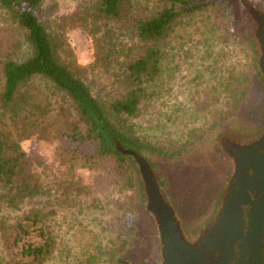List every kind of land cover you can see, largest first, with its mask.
I'll list each match as a JSON object with an SVG mask.
<instances>
[{
    "label": "trees",
    "instance_id": "1",
    "mask_svg": "<svg viewBox=\"0 0 264 264\" xmlns=\"http://www.w3.org/2000/svg\"><path fill=\"white\" fill-rule=\"evenodd\" d=\"M44 1L0 0V16L20 31L22 39L20 48H14V56L0 57V209L4 206L21 212L27 203L35 202L29 213L12 221L6 218V240L17 256L11 264L49 261L56 239L46 225L41 198L46 194L52 208L75 206L92 191L78 170L96 171L106 158L116 159L130 173L126 194L114 201L113 210L114 221L124 232L115 234L107 244L96 237L69 264H116L129 248L137 247L136 238L142 241L146 235L140 228L144 222L135 199L133 165L117 150L113 137L147 156L182 155L237 114L252 85L250 71L246 68L238 73L240 91L236 89L233 102L227 103L228 108L220 111L219 119L207 130L187 139L173 152L156 148L142 140L133 121L143 115L147 101L162 94L169 74L171 44L177 35L183 39L185 20L225 2L194 6L200 0H160L152 9L143 8L137 0H83L67 18L74 21V27L105 43L101 47L105 56L99 60L106 64L111 89L95 90L82 70L64 60L62 33L40 21L38 12ZM226 4L231 16L232 8ZM233 25L232 20L231 29ZM178 52L180 56L181 48ZM229 73L233 78L232 70ZM34 79L52 83L69 106L57 111L43 104L32 91L30 83ZM33 138L54 148L51 167L56 173L48 185L33 171L32 158L21 147L23 141ZM137 233L140 236L136 237Z\"/></svg>",
    "mask_w": 264,
    "mask_h": 264
},
{
    "label": "rangeland",
    "instance_id": "2",
    "mask_svg": "<svg viewBox=\"0 0 264 264\" xmlns=\"http://www.w3.org/2000/svg\"><path fill=\"white\" fill-rule=\"evenodd\" d=\"M82 1L45 0L39 9L38 16L49 29L62 33L64 60L82 70L86 75V80L95 90L99 87L111 89L112 80L105 73L106 64L99 60L105 56L101 55V47L105 46V43L98 42L95 37L74 27V21L67 18L74 14ZM137 1L143 8L154 9L160 4V0ZM221 1L225 3L213 9L204 10L192 19L185 20L182 25L184 31L181 34L183 39L177 35L171 44L173 50L170 55L172 57L167 64L169 74L165 76V87L161 89L162 94L158 97L155 95L152 100L147 101L143 106V115L133 121L138 134L145 143L173 152L175 149H180L181 144L187 139L195 138L200 131L207 130L219 119L220 111L226 110L227 103L233 102L232 95L236 94L238 73L245 71L246 68L250 71L252 85H249L248 90L250 91L242 99L235 116L229 118L202 140H198L182 155L172 158L149 155L160 161L166 170L168 168L179 177L183 175L187 160L191 161V167H196V162H200L199 159L207 162L208 154L206 153L209 151L210 140H214L213 137L217 132L225 125L233 123L244 113L245 108L250 104V97L255 87L246 45L236 35L234 6L231 0ZM226 3L232 8L231 16L228 15L230 13L226 8L228 7ZM232 20L234 25L231 29ZM99 39H103V33L99 35ZM238 40L243 44L239 45ZM21 41L20 31L10 22L5 23L0 16V57L14 56V48L19 49ZM2 43L3 47H1ZM180 48L182 52L180 56H177ZM243 48L245 51L242 50ZM231 70L236 80H233L234 77L232 78L229 73ZM229 83L233 86H230V90L227 91ZM30 85L40 101L45 105H51L53 110L58 111L60 107L69 106V102L65 101L63 95L54 89L52 83L44 79H34ZM239 91L237 89V93ZM21 147L32 158L33 171L40 176L44 185L50 184L51 178L56 173L51 167V159L54 155L53 146L33 138L23 141ZM100 165L96 171L78 170L77 174L92 186V191L88 196L79 200L75 206L52 208L46 194L41 198L40 207L44 209L46 225L56 239L54 253L46 264L75 262L83 246L96 241V237L107 244L109 239H115V234L124 232V229H119L114 221L116 215L113 210L116 207L114 201L126 194L127 178L130 173L114 158H106ZM180 196L185 202H190L192 198L188 194ZM135 199L139 208L138 182ZM198 201L201 200L194 197L192 204ZM33 204L35 202L27 203L21 212L1 207L0 264H11L17 258L6 240V218H11L12 221V218L29 213ZM103 207L107 208L102 210ZM143 222L140 228L141 232L146 235L145 239L141 241L136 238L134 243L137 247L131 248L133 250L129 248L126 255L154 246L153 238L149 229L146 228L144 219ZM138 236H140L139 233L136 234V237Z\"/></svg>",
    "mask_w": 264,
    "mask_h": 264
},
{
    "label": "water",
    "instance_id": "3",
    "mask_svg": "<svg viewBox=\"0 0 264 264\" xmlns=\"http://www.w3.org/2000/svg\"><path fill=\"white\" fill-rule=\"evenodd\" d=\"M241 3L246 8V0ZM113 139L133 165L139 209L154 241L116 264H264V124L252 135L223 133L213 140L220 181L213 189L199 183L190 202L181 200L160 161ZM201 195V206L192 204Z\"/></svg>",
    "mask_w": 264,
    "mask_h": 264
},
{
    "label": "flooded vegetation",
    "instance_id": "4",
    "mask_svg": "<svg viewBox=\"0 0 264 264\" xmlns=\"http://www.w3.org/2000/svg\"><path fill=\"white\" fill-rule=\"evenodd\" d=\"M231 2L235 9L236 35L246 45L255 87L250 97V104L245 108L244 113L230 125H225L216 133L214 139L223 133L232 134L234 132L252 135L257 133L264 124V0H246V8L241 0H231ZM248 18L250 19L248 20ZM248 21L250 23L247 26ZM210 143L209 151L206 153V155L208 154L207 162L199 159L200 162H196V167H191V161L187 160L182 177L177 176L166 167L167 170L164 173L169 174V180L176 184L175 189L178 194L190 195V190L203 182L209 184V188L213 189L220 181L221 170L214 155L213 139L210 140ZM163 174L160 173V179H163ZM165 177L167 178V176ZM202 199V196H198V200ZM198 202L201 206L202 202Z\"/></svg>",
    "mask_w": 264,
    "mask_h": 264
}]
</instances>
